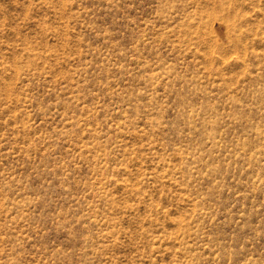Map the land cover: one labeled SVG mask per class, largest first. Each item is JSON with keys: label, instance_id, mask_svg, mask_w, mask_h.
Listing matches in <instances>:
<instances>
[{"label": "rangeland", "instance_id": "rangeland-1", "mask_svg": "<svg viewBox=\"0 0 264 264\" xmlns=\"http://www.w3.org/2000/svg\"><path fill=\"white\" fill-rule=\"evenodd\" d=\"M0 264H264V0H0Z\"/></svg>", "mask_w": 264, "mask_h": 264}]
</instances>
